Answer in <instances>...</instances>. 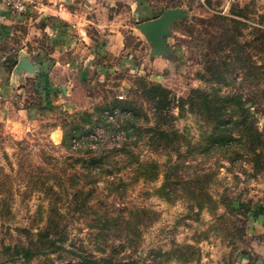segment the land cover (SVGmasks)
I'll list each match as a JSON object with an SVG mask.
<instances>
[{
    "label": "rangeland",
    "instance_id": "1",
    "mask_svg": "<svg viewBox=\"0 0 264 264\" xmlns=\"http://www.w3.org/2000/svg\"><path fill=\"white\" fill-rule=\"evenodd\" d=\"M66 1L85 6L79 9L83 34L74 35L77 44L90 47L56 56L76 66L80 62L78 68L71 63L68 70L60 67L71 80L66 91L61 79L55 85L51 79L57 58L45 55L51 52L49 36L34 25L36 34L26 41L29 47H20L17 36L3 47L5 58L11 54L17 60H42V77L39 70L17 74L16 65L0 77V195H13L10 211L0 205V244L25 235L16 227H38L47 205L43 180L58 192L62 186L72 191L76 172L81 173L80 184L89 180L83 176L84 163L77 159L104 154L109 155L105 170L97 183L87 184L94 189L90 208L75 211L69 198L62 203L72 251L85 253V246L96 252L107 242L116 258L133 257L142 264H241L243 255L264 244V230L259 233L256 226L257 232L251 233L249 225L264 213V144L256 148L262 157L249 144L229 151L212 147L214 122L204 113L191 112L189 103L182 110L179 99L188 98L193 88L215 85L225 93L237 89L264 133V0H104L111 3L104 22L88 0L42 3ZM35 6L24 17L47 13L41 3ZM174 6L186 17L170 26L169 54H152L153 46L137 24ZM94 17L104 26L100 34L87 21ZM22 30L26 33L28 27ZM113 31L119 34L111 43ZM86 40L94 47L99 42L102 59L97 54L92 58ZM35 51L39 58L33 57ZM85 54L87 66H80ZM215 64L226 68L223 76L210 70ZM258 65L261 69H250ZM157 84L171 91L175 107L170 114L160 115L151 99L149 89ZM42 92L46 101L63 95L56 103L40 105ZM121 103L132 109H123ZM132 110L138 119L129 137L123 124ZM88 129L92 130L86 134ZM160 129L171 131L174 140L160 141ZM71 133L75 134L70 140ZM124 145L135 157L117 151ZM107 217L118 222L106 223ZM124 217L132 222L130 227ZM6 259L0 254V264H13ZM52 259L54 264H81L73 254L56 253Z\"/></svg>",
    "mask_w": 264,
    "mask_h": 264
},
{
    "label": "trees",
    "instance_id": "2",
    "mask_svg": "<svg viewBox=\"0 0 264 264\" xmlns=\"http://www.w3.org/2000/svg\"><path fill=\"white\" fill-rule=\"evenodd\" d=\"M240 13H242V11ZM261 37H264V33L260 36V38ZM259 40L260 39L258 37L256 41ZM10 61L11 63H9L8 67L9 70H11V67L13 68V66L16 65L17 59L12 58ZM223 63H225L224 65L226 66L229 65L227 62ZM220 68V65L215 64L213 67H210V70H213L214 74L218 71L219 74L223 76L226 72V68H224L225 70H220ZM250 69L254 72L257 69H261V65L253 68L250 67ZM231 84L232 83H227V86H231ZM254 85L257 86L258 81L255 82ZM149 94L151 99L155 101L156 108L160 112V115L165 114L164 111H167V114L172 112L175 106L173 105L170 97L171 91L167 87L157 84L149 89ZM243 99V94L237 89L225 93L221 88H216V86L213 85L210 89L193 88L188 98L182 97L179 99V108L185 110L186 105L189 103L192 110L191 112H200L201 114L204 113V115L208 116L210 122H214V132L210 141L212 147L217 149H226L229 151L238 144H249L252 146L253 152L256 153L257 146L264 144V133L257 127L256 121L253 118L254 116L251 113V106H248L246 101ZM126 105H128V103H121L123 109H132V107H128ZM137 119L138 116L134 110H132L131 116H126V120L123 125L126 129L127 136L132 137L133 131L136 130L135 122ZM138 129L139 128H137V130ZM77 130L78 129L75 130V133ZM91 130L92 129H88L85 133L89 134ZM232 130H238L241 133L235 134ZM116 132V130L113 131V133ZM75 133L68 134L67 138L71 140ZM157 134L160 141L174 140L171 136V131L166 129H160L157 131ZM174 135L177 137L178 132L174 131ZM86 140H88V138H86ZM173 143H176V141H173ZM117 151L129 155L131 158L135 157L133 151L125 145L122 148L117 149ZM90 152L91 151H87V153ZM262 154L263 153H256L259 157H262ZM108 157L109 155L102 154L77 159L78 162L82 161L84 163L85 171L83 176L89 180H87L84 184H80L81 173L78 174L76 172L75 175L79 177L77 178L78 180L73 183L71 189L73 193L72 191L65 189L62 185L61 188L63 191L58 192L55 190L54 185L46 182V180H43L42 187L43 189H47L44 193L47 205L44 206L43 210L40 212V223L38 227H16L21 234H25L23 237L18 236L16 239L11 236L8 243L5 242V240H2L0 244V254L3 257H7L5 262L17 264L19 261H23L28 264L36 259H41L42 264H54V259H52L53 255L59 253L61 255L73 254L80 258L81 264H142L133 257H128L126 259L116 258V254L108 250L109 244L107 242L103 243L101 247H98L96 252L90 251L85 246H82L81 251L85 253L79 254L72 251L69 247L70 245L67 244L68 226L67 223H65L67 211L63 209L62 203L67 201L66 198H69V207H72L75 211H84L85 209L90 208L89 204L93 198L94 189H88L87 186L89 185L87 184L92 185L98 182V174H102V171L105 170V166L108 163L105 160ZM142 167H144V165H142ZM106 172L112 174V171ZM11 200H13L12 194L0 195V205L3 207L6 206L9 211L11 210V207H8V203ZM124 221L128 223L130 227L132 223L130 219H126L124 217ZM105 222L112 224V222L117 223L118 221L112 217H107ZM99 229L100 232L103 230L102 227H99ZM129 230L132 231L131 228H129ZM100 232L97 234V237L102 236Z\"/></svg>",
    "mask_w": 264,
    "mask_h": 264
},
{
    "label": "crops",
    "instance_id": "3",
    "mask_svg": "<svg viewBox=\"0 0 264 264\" xmlns=\"http://www.w3.org/2000/svg\"><path fill=\"white\" fill-rule=\"evenodd\" d=\"M88 1L92 4L90 9H93V11H98L100 14L99 17L103 18L102 22H104V18L106 17L105 10L108 6H110L111 3H109L108 5L107 3L104 4V0H88ZM76 6L77 7L73 6L72 3L70 4L67 1L64 3L59 2V4L56 3L54 5L49 4L44 6L45 9H43V10H47V13H41V15L38 17H31V16L24 17L23 14H16L10 11L5 6L3 0H0V77L4 76V74L6 73V69L9 67V63H11L10 60L13 58L11 57V54L9 55L10 57L7 56L5 58L4 55H6V52L3 51V47H5V44L7 42L11 41L13 36H17V38L20 39L21 42L20 47H29L26 41L29 40L30 37H33L32 34L34 35L36 34V31L35 30L33 31V27H32L33 25H34V29L41 31L40 34L43 33L49 36L51 52H48L45 55L49 54L50 56L55 58L59 53L60 54L64 53V55H68L67 52L70 51L73 54L76 50L80 49L79 47H84L85 49H89L90 51V47L81 46V44L76 43L77 38L75 37L74 34L75 33L83 34L81 33L82 27H80L81 23L79 22V20H81L82 18V16L81 18H79L80 15L79 9L82 7V5L81 3H78L76 4ZM82 8L86 10L85 6H83ZM97 20L99 19L94 17L88 19L87 21L93 22L97 26L98 34H100L104 30V26L103 24H99ZM37 22L40 23V26L42 28L38 27V25L36 24ZM27 27H28L27 32L26 33L23 32L22 28L26 29ZM87 32L88 30H85L84 34L86 35ZM118 34L119 33H115L113 31V34L110 36L111 43H113V39L116 36H118ZM98 43H95L96 47H94L93 46L94 44L89 45V42L86 40V44L92 46L91 47L92 58L93 55L95 54L94 55L95 57L98 55V57H101L100 59H102V55H100L101 53L99 52V48L97 47ZM38 54L39 53L35 51L33 57L37 55L36 57L39 58ZM86 54L84 55V58L81 56L80 59L83 61L85 60L84 61L85 64L82 63L80 64V66L83 65L87 66L86 63H88V61H86V59H88V57L86 56ZM62 59L61 58L55 59V63H53L51 66L53 68L51 69L50 75H51V79H53L52 81L55 82L54 85L56 84L57 80L61 79L64 82V86L63 85L60 86H63L64 90L66 91V88L70 84L71 80L68 73H66L67 71L64 70L70 69L69 63H71L75 68H78L80 62L76 66V64H74L73 62L67 60L65 61ZM37 60L39 61V63L42 62V60L41 61L39 59ZM5 62L6 64H4ZM60 67H62L64 70H61ZM74 67H72L71 69L72 75L73 72H75ZM26 76H32V75H26ZM16 78L20 79L22 77H16ZM22 87L23 85H19L18 87H16L18 93H21L23 91ZM25 90H26L25 91L26 94H29L28 92H30V88L27 87V89ZM39 95L40 96L38 99V103L41 105L42 103L46 104V102H50L51 104L54 102L56 103L55 100L59 99L60 101L61 96L63 94H61V96L59 95L60 97L57 96V98H55L54 100L50 98L48 101H46L47 96L44 94V92L40 93ZM254 219L256 218H253V220ZM249 225H250L251 233L257 232L255 229L256 226H258L257 228L259 233L260 231L262 232L264 230V213L263 215L261 214L257 218V221L254 220L251 221V223L249 222ZM258 247H259L258 249H254L252 251L253 253L250 252V254L243 255V260L241 264H264V244L261 246L258 245ZM254 255L257 256L254 257Z\"/></svg>",
    "mask_w": 264,
    "mask_h": 264
},
{
    "label": "water",
    "instance_id": "4",
    "mask_svg": "<svg viewBox=\"0 0 264 264\" xmlns=\"http://www.w3.org/2000/svg\"><path fill=\"white\" fill-rule=\"evenodd\" d=\"M186 17L185 11L179 7L166 9L160 16L137 24L146 36L147 40L153 46L152 54L168 55L170 47L168 45L170 39V26L173 22ZM39 70L40 78L42 77V70L40 63L31 61L25 56L17 60L15 66V73L35 74Z\"/></svg>",
    "mask_w": 264,
    "mask_h": 264
},
{
    "label": "built area",
    "instance_id": "5",
    "mask_svg": "<svg viewBox=\"0 0 264 264\" xmlns=\"http://www.w3.org/2000/svg\"><path fill=\"white\" fill-rule=\"evenodd\" d=\"M43 0H3L5 6L16 14H24L30 11V9L36 7L35 5L41 3L43 8L47 4L42 3ZM38 8V9H40Z\"/></svg>",
    "mask_w": 264,
    "mask_h": 264
}]
</instances>
